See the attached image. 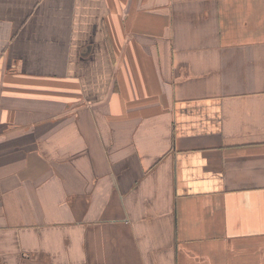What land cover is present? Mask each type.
Wrapping results in <instances>:
<instances>
[{
    "label": "crops",
    "instance_id": "0c3cea01",
    "mask_svg": "<svg viewBox=\"0 0 264 264\" xmlns=\"http://www.w3.org/2000/svg\"><path fill=\"white\" fill-rule=\"evenodd\" d=\"M0 264H264V0H0Z\"/></svg>",
    "mask_w": 264,
    "mask_h": 264
}]
</instances>
